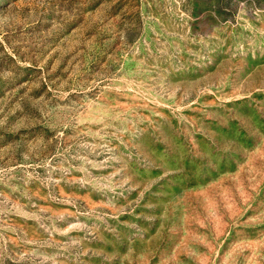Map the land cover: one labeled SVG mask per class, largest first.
<instances>
[{
	"label": "rangeland",
	"instance_id": "374dc122",
	"mask_svg": "<svg viewBox=\"0 0 264 264\" xmlns=\"http://www.w3.org/2000/svg\"><path fill=\"white\" fill-rule=\"evenodd\" d=\"M0 264H264V0H0Z\"/></svg>",
	"mask_w": 264,
	"mask_h": 264
}]
</instances>
